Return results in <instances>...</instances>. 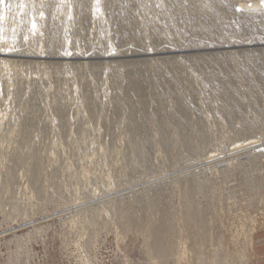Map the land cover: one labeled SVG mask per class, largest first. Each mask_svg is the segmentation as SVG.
<instances>
[{"label": "rangeland", "instance_id": "374dc122", "mask_svg": "<svg viewBox=\"0 0 264 264\" xmlns=\"http://www.w3.org/2000/svg\"><path fill=\"white\" fill-rule=\"evenodd\" d=\"M129 3H0V264H264V0Z\"/></svg>", "mask_w": 264, "mask_h": 264}, {"label": "bare ground", "instance_id": "6f19581e", "mask_svg": "<svg viewBox=\"0 0 264 264\" xmlns=\"http://www.w3.org/2000/svg\"><path fill=\"white\" fill-rule=\"evenodd\" d=\"M114 1H115V3L118 4V6H117V10L113 13L111 19H112V23H113L115 30H116V39L120 40V41H125V37H127V34L132 31V28H134L133 27L134 24H133L132 17H131V14H132L131 9H130L131 5L129 3V0H114ZM261 5H263V2L255 3L256 7L257 6L261 7ZM250 13L251 12H247L244 14V16L250 17ZM86 21H87V18H84V23ZM244 26H242V28H244ZM35 28H36V25L34 24L33 29L35 30ZM133 31H134V29H133ZM0 42H1V44L2 43L5 44V45L3 44L2 46L0 44V48L3 49V50H0V66L3 67L4 71H6L9 67L14 65V63L16 62L15 60H12V57L15 56V54L13 53V49H14L15 45H13V43L9 39H3ZM39 46H40L39 49H41L42 46L41 45H39ZM26 53H28V52L26 51ZM63 58H69V57L65 56ZM262 68H264V64H262ZM142 76H143V71L134 68L130 72V75L128 78V83H127V86L125 87V90H124V94L126 95L128 100H130V102L133 104V107H134V109L132 110V113L130 114V121H131L132 130L134 133V144L133 145L137 149H143L148 144V140H147L148 138H146V129H145V125H144L145 124V116L140 111V106H143L146 102V95H145L146 94V82L142 80ZM3 80H5V79H3ZM2 84H5L4 86H6V88H7V90L5 88L4 91H6V92L9 91L6 94H8V95L13 94L12 88L14 87V84L11 82V80L9 78H7V82H6V80H5V82L4 81L0 82V96L4 92V91H2V87H3ZM14 92L16 93V91H14ZM186 111L187 110L185 109V106L183 104H180L178 111H176V113L177 112L178 113H177V115L175 114V116L177 117L178 123L181 126H184V119L187 116ZM7 116H8L7 113H0V125H1V121L8 118ZM175 116H173V117H175ZM24 122H29V121L24 120ZM24 122L21 125H20V123H17L15 126L20 125V127H21L24 125ZM3 124L4 123H2V125L0 127V131L2 129ZM15 126L12 130L9 128L10 129V136L16 135L17 133L20 134L19 132H21V130L20 131L16 130ZM31 127H32V125H31ZM21 128H25V130H26L28 128V126L25 125ZM22 131H24V130H22ZM256 143H257V140L256 141L255 140H249L248 142H245V144L241 143L237 147L244 146V145H248V146L252 145L253 146V145H256ZM186 257H187V252L184 249L182 254H180L178 256V262H180L183 258H186Z\"/></svg>", "mask_w": 264, "mask_h": 264}, {"label": "snow or ice", "instance_id": "6c2138e0", "mask_svg": "<svg viewBox=\"0 0 264 264\" xmlns=\"http://www.w3.org/2000/svg\"><path fill=\"white\" fill-rule=\"evenodd\" d=\"M4 2V0H0V3H3Z\"/></svg>", "mask_w": 264, "mask_h": 264}]
</instances>
